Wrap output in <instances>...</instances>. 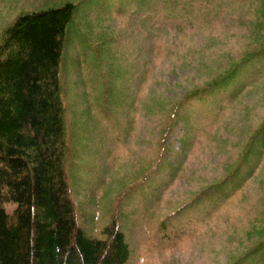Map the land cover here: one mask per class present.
Wrapping results in <instances>:
<instances>
[{
  "label": "rangeland",
  "instance_id": "obj_1",
  "mask_svg": "<svg viewBox=\"0 0 264 264\" xmlns=\"http://www.w3.org/2000/svg\"><path fill=\"white\" fill-rule=\"evenodd\" d=\"M12 1L26 0H0V30L19 13L18 5H10ZM186 3L171 18L158 14L148 30L142 25L143 16L111 17L93 27L97 41L110 44V51L100 53L97 62L90 52L84 59L78 57L73 39L77 34L72 29L67 33L61 66L64 121L80 164L77 170L73 166L68 176L79 224L87 234L99 235L108 222L114 196L133 183L147 165L155 163L158 140L172 107L187 93L202 90L264 42V24L257 13L259 0ZM37 5L29 4L27 11ZM86 8H81V14L88 12ZM85 16V22H92V16ZM258 22L262 28L256 26ZM151 45L152 53L141 51V47ZM246 89L233 103L224 101L220 107L210 104L207 116L198 114L203 110L198 103L179 110L178 116L196 114L195 133L188 134L192 145L181 149L186 127L179 121L173 129L168 148L170 159L180 163V169L175 180H157L166 184L161 204L182 203L235 167L250 135L264 119V71L256 85ZM102 97L106 108L115 109L114 117L108 120L98 113L102 106L97 103ZM254 136L252 145L263 146L264 141ZM238 204L230 206L224 223L220 221L221 231L213 240L221 246L227 244L226 239L229 245L235 230L248 228L254 217L264 218V159L253 169ZM121 213L120 221L129 230L134 246L136 237L144 238L139 225L143 229L150 223L137 221L139 217L130 208H123ZM203 241L199 240L197 247L186 243L173 254L166 251L141 256L136 248L129 264H224L226 256L218 255L220 247L216 244L201 251ZM244 243L245 252L256 249L254 237L245 236ZM240 248L236 245L235 251Z\"/></svg>",
  "mask_w": 264,
  "mask_h": 264
},
{
  "label": "trees",
  "instance_id": "obj_2",
  "mask_svg": "<svg viewBox=\"0 0 264 264\" xmlns=\"http://www.w3.org/2000/svg\"><path fill=\"white\" fill-rule=\"evenodd\" d=\"M189 1L193 0H58L22 12L5 30L0 48V264H125L128 249L122 234L109 227L104 240L89 239L78 225L70 199L60 79L67 33L72 29L77 34L74 51L83 50L82 36L100 25L105 15L143 16L142 25L148 30L158 14L171 18ZM83 7L88 12L81 14ZM257 13L264 24V0H259ZM86 14L97 19L85 22ZM262 23L256 26L262 28ZM263 71L264 42L182 101L205 105L228 94L233 103L256 85ZM255 135L264 141V119ZM253 140L238 167L264 152V145H252ZM219 189L209 187L185 208L159 218L158 228H171L174 237L183 232L171 222L188 206L194 208L197 222L210 217L221 204ZM149 194L142 193L139 201ZM256 227L253 224L252 231ZM255 233L260 234L256 249L245 252L242 259L264 256V223ZM238 255L232 249L227 256Z\"/></svg>",
  "mask_w": 264,
  "mask_h": 264
}]
</instances>
